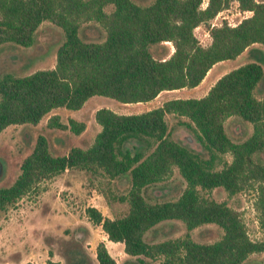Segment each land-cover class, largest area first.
Masks as SVG:
<instances>
[{
    "label": "trees",
    "instance_id": "1",
    "mask_svg": "<svg viewBox=\"0 0 264 264\" xmlns=\"http://www.w3.org/2000/svg\"><path fill=\"white\" fill-rule=\"evenodd\" d=\"M229 1L205 0L201 6L202 0H152L145 5L132 0H0V44L30 46L44 19L63 32L52 67L23 75L0 73V130L8 124H35L54 107L77 109L93 94L136 102L161 90L196 85L216 61L233 58L252 43L264 44V0H236L251 13L234 25L209 26L208 19ZM89 20L103 28L102 39L79 35L80 23ZM199 23L207 25L206 45L193 33ZM162 41H169L172 51L153 56L149 46ZM249 50L260 58L259 50ZM262 81L261 64L250 60L222 73L199 97L167 98L132 113L98 107L94 119L100 128L92 141L85 147L71 145L64 153L52 154L39 134L15 178L0 186V209L39 180L67 168L126 177V193L119 197L128 204L124 214L110 217L92 205L85 213L109 240L122 242L124 252L135 257L132 263L240 264L250 253L264 252V240L250 238L239 212L209 192L217 186L228 195L253 188L257 220L264 225V93L256 95ZM166 114L186 118L177 121L192 131L200 149L172 134ZM229 116L249 122V134L232 139L224 129ZM46 126L78 134L85 124L73 117L61 122L51 114ZM174 168L183 181L178 194L146 200L143 189L168 178ZM167 219L181 220L183 235L145 239L152 225ZM209 222L221 228L220 236L210 242L192 239L188 230ZM94 257L97 264H116L103 241L95 245Z\"/></svg>",
    "mask_w": 264,
    "mask_h": 264
},
{
    "label": "rangeland",
    "instance_id": "2",
    "mask_svg": "<svg viewBox=\"0 0 264 264\" xmlns=\"http://www.w3.org/2000/svg\"><path fill=\"white\" fill-rule=\"evenodd\" d=\"M132 1L145 5L152 0ZM204 4L205 0H202L201 6ZM110 8V5L105 6L106 11ZM248 12L251 13L240 9L236 0H230L226 7L208 19V24L237 23ZM193 33L202 45L210 41L206 23L195 26ZM79 35L85 40H100L104 36V30L93 20L83 21L79 26ZM34 36V42L30 46L12 42L0 44V73L23 75L37 68L53 66L56 47L63 39L61 28L44 19L36 27ZM251 46L259 50L257 53L260 58L256 57V52L248 50V47L237 57L216 62L209 77L217 71L226 72L250 60L258 61L264 71V44L255 42ZM172 49L169 41L149 46L155 57H166ZM202 91L203 85L180 87L165 90L147 101L136 102H122L109 96L93 94L77 110L54 107L35 124H8L0 130V186L8 185L15 178L21 159L31 150L39 134L46 138L52 154L64 153L71 145L85 147L92 141L100 128L94 119V111L98 107H106L118 113L139 112L154 107L167 98L199 97L205 93ZM262 93L264 81L256 89V95ZM51 114H57L61 122H66L67 117L73 116L76 120L83 121L85 126L78 134L67 128L47 127L46 121ZM165 118L170 131L178 140L200 149L192 131L177 121L186 120L184 116L166 114ZM224 129L232 139L238 140L249 134L251 124L229 116L224 120ZM224 157L230 159L228 153H224ZM182 186L183 181L174 168L168 178L145 187L143 194L148 201L174 198ZM127 187L126 177L114 179L99 172L88 173L79 168H67L39 180L16 201L0 209V264H47L48 260L55 262L54 264H97L94 250L98 241L104 242L116 264H134L132 261L135 257L124 252L122 242L109 240L101 227L92 223L85 213V207L92 205L103 215L110 217L124 214L128 204L119 197L125 195ZM209 196L226 201L239 212L250 238L264 240V225L258 223L253 204V188L228 195L222 187L217 186L210 190ZM185 231L181 220L167 219L152 225L144 237L148 241H158L181 236ZM188 232L196 241L210 242L220 236L221 228L209 222L193 227ZM240 264H264V252H252Z\"/></svg>",
    "mask_w": 264,
    "mask_h": 264
},
{
    "label": "crops",
    "instance_id": "3",
    "mask_svg": "<svg viewBox=\"0 0 264 264\" xmlns=\"http://www.w3.org/2000/svg\"><path fill=\"white\" fill-rule=\"evenodd\" d=\"M247 11H250V10H247ZM249 14H250V12H248ZM249 14H247V15H249ZM255 43H252L251 45H254ZM251 45H249V49L250 48H252V46ZM255 48V47H254ZM247 48H245L243 51H245ZM248 49V50H249ZM243 51H241L239 54H237L235 57H237L238 55H240V54H242V53H244ZM234 58V57H233ZM228 59V58H227ZM222 60H225V59H222ZM219 61H221V60H219ZM216 62H218V61H216ZM215 62V63H216ZM215 63H213L208 69H207V71L205 72V74H204V76L202 77V79L196 84V85H194L195 87H197V86H199V85H203V89H204V91H202V92H206L205 90L206 89H208V87L215 81V79L219 76V75H221L222 73H224L223 71H217L216 72V74H214V75H212L211 77H209V73L211 72V70H212V68H213V65H215ZM163 91H165V90H161V91H159L158 93H157V95L158 94H160V93H162ZM156 95V96H157ZM155 96V97H156ZM161 102H159L158 104H156V105H159ZM155 105V106H156ZM80 108V107H79ZM79 108H77V109H79ZM76 109V110H77ZM71 116V115H70ZM71 117H73V116H71ZM73 118H75V117H73ZM99 130V129H98Z\"/></svg>",
    "mask_w": 264,
    "mask_h": 264
},
{
    "label": "built area",
    "instance_id": "4",
    "mask_svg": "<svg viewBox=\"0 0 264 264\" xmlns=\"http://www.w3.org/2000/svg\"><path fill=\"white\" fill-rule=\"evenodd\" d=\"M227 23V22H226ZM221 24V22L220 23H218V24H216L215 22H212L211 24H210V26H212V25H220ZM227 24H229V25H234L235 23H227Z\"/></svg>",
    "mask_w": 264,
    "mask_h": 264
}]
</instances>
